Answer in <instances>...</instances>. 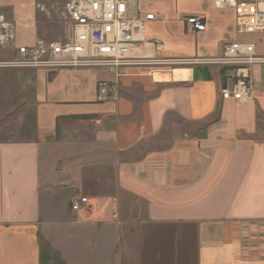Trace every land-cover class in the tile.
Returning a JSON list of instances; mask_svg holds the SVG:
<instances>
[{
	"label": "crops",
	"instance_id": "1",
	"mask_svg": "<svg viewBox=\"0 0 264 264\" xmlns=\"http://www.w3.org/2000/svg\"><path fill=\"white\" fill-rule=\"evenodd\" d=\"M137 1L154 18L136 56L216 58L238 36L213 0ZM251 77L234 102L216 65L0 70V264H264V66Z\"/></svg>",
	"mask_w": 264,
	"mask_h": 264
},
{
	"label": "built area",
	"instance_id": "2",
	"mask_svg": "<svg viewBox=\"0 0 264 264\" xmlns=\"http://www.w3.org/2000/svg\"><path fill=\"white\" fill-rule=\"evenodd\" d=\"M217 9H231L238 36L264 34V0H213ZM68 37L65 42L38 41L17 45L14 25L0 15V70H58L95 68L119 78L128 68L188 66L207 64L224 71L225 82L220 89L223 101H248L252 97V68L264 66V41L242 43L232 41L222 47L219 57L210 59L155 60L135 55L147 43L145 23L153 14L138 9L137 0H69L66 5ZM187 30L201 33L206 18L202 14L185 19ZM167 74L168 72H163ZM97 100L103 101L107 83H97ZM82 198L71 203L78 211Z\"/></svg>",
	"mask_w": 264,
	"mask_h": 264
},
{
	"label": "rangeland",
	"instance_id": "3",
	"mask_svg": "<svg viewBox=\"0 0 264 264\" xmlns=\"http://www.w3.org/2000/svg\"><path fill=\"white\" fill-rule=\"evenodd\" d=\"M68 2L69 0H2L0 15L14 25L17 45H20L17 42V34L23 43H27L26 45L30 43L32 45L38 41L65 42L68 37V20L66 17ZM141 2L149 9H157L159 4H165L171 7L176 15L183 16L194 11H205L209 0H141ZM138 9L141 11L139 5ZM259 40L264 41V34L237 36L236 38V41L242 43ZM4 119L6 120L2 123ZM13 123L8 111L0 108V129L5 128L6 125L11 127Z\"/></svg>",
	"mask_w": 264,
	"mask_h": 264
},
{
	"label": "bare ground",
	"instance_id": "4",
	"mask_svg": "<svg viewBox=\"0 0 264 264\" xmlns=\"http://www.w3.org/2000/svg\"><path fill=\"white\" fill-rule=\"evenodd\" d=\"M168 74H169V73H167V74H163V75H165V76H169ZM160 75H162V74H160Z\"/></svg>",
	"mask_w": 264,
	"mask_h": 264
}]
</instances>
